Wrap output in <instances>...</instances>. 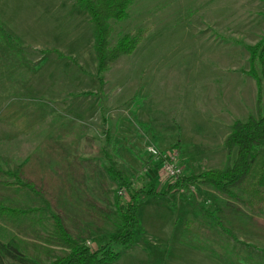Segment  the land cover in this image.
<instances>
[{
  "label": "rangeland",
  "instance_id": "1",
  "mask_svg": "<svg viewBox=\"0 0 264 264\" xmlns=\"http://www.w3.org/2000/svg\"><path fill=\"white\" fill-rule=\"evenodd\" d=\"M0 22L26 49L16 55L0 35V170L9 181L22 169L43 180L73 237L95 249L120 231L110 223L119 222L113 162L163 191L177 180L149 146L175 154L184 176L200 174L226 164L234 122L257 116V83L244 71L247 46L264 36V0H135L127 19L111 20L110 45L128 33L144 38L110 65L102 89L94 26L75 0H0ZM49 48L71 59L41 53ZM192 190L143 200L136 243L113 244L120 256L105 264H224L182 242L189 218L206 237L264 264V216L210 185ZM6 199L26 207L36 200L0 180ZM18 224L0 219V242L18 235Z\"/></svg>",
  "mask_w": 264,
  "mask_h": 264
},
{
  "label": "trees",
  "instance_id": "2",
  "mask_svg": "<svg viewBox=\"0 0 264 264\" xmlns=\"http://www.w3.org/2000/svg\"><path fill=\"white\" fill-rule=\"evenodd\" d=\"M86 10L94 26V50L98 62L100 88L104 85V74L110 65L125 55H131L140 45L145 33H128L115 45H110L111 20L127 19L129 9L135 0H75ZM0 35L16 55L25 58L23 40L0 22ZM250 69L244 71L256 80L258 88L257 116L247 121L236 120L231 132L225 137L227 162L223 167L212 168L200 174L184 176L172 183L168 189L158 191L156 185H147L133 180L125 170L113 162L108 168L118 183L120 194L116 196L119 222L110 223L119 229L110 235L108 241H100L95 249L76 240L67 227L64 215L56 208L53 190L43 180L27 175L24 169L15 173V181L0 170L4 185L16 189H28L35 197V206L26 207L16 200L0 202V219L7 224H18V235L8 242H0V264H105L116 261L120 251L113 244L123 248L132 247L138 239L141 227L140 203L148 197L161 196L167 199L174 191L192 193L193 186L210 185L217 193L249 209L258 217L264 216V36L254 45H248ZM43 55L56 54L58 58L71 59L57 48L41 50ZM208 216L216 217L207 210ZM25 219H29L25 223ZM199 221L189 218L181 232L184 244L198 251L209 252L224 261V264H263L252 256L244 257L235 248L224 247L206 237L198 227ZM230 232L229 230H227ZM235 240L237 238L230 232ZM29 238V240H27Z\"/></svg>",
  "mask_w": 264,
  "mask_h": 264
},
{
  "label": "built area",
  "instance_id": "3",
  "mask_svg": "<svg viewBox=\"0 0 264 264\" xmlns=\"http://www.w3.org/2000/svg\"><path fill=\"white\" fill-rule=\"evenodd\" d=\"M148 152L159 162V167L167 176L174 180L184 177V167L179 163L175 154H162L155 146H149Z\"/></svg>",
  "mask_w": 264,
  "mask_h": 264
},
{
  "label": "crops",
  "instance_id": "4",
  "mask_svg": "<svg viewBox=\"0 0 264 264\" xmlns=\"http://www.w3.org/2000/svg\"><path fill=\"white\" fill-rule=\"evenodd\" d=\"M255 94H257L256 92H255ZM253 97V96H252ZM256 103H257V101H256V98H255V106H256ZM225 139V138H224Z\"/></svg>",
  "mask_w": 264,
  "mask_h": 264
}]
</instances>
